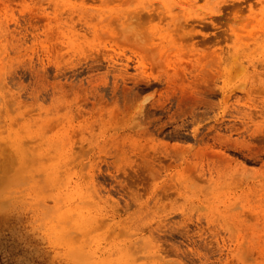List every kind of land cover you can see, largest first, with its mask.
<instances>
[{"label":"rangeland","instance_id":"rangeland-1","mask_svg":"<svg viewBox=\"0 0 264 264\" xmlns=\"http://www.w3.org/2000/svg\"><path fill=\"white\" fill-rule=\"evenodd\" d=\"M262 9L0 0V264H264Z\"/></svg>","mask_w":264,"mask_h":264},{"label":"clouds","instance_id":"clouds-1","mask_svg":"<svg viewBox=\"0 0 264 264\" xmlns=\"http://www.w3.org/2000/svg\"><path fill=\"white\" fill-rule=\"evenodd\" d=\"M66 7H72V5H66ZM262 26H264V21L261 22ZM143 67V66H142ZM222 103V101H221ZM226 105L220 112L217 113L216 119L219 120L221 117L225 115L226 112ZM231 137H228L226 140L216 142L212 145V149H219V152L209 151L207 158L212 161L215 165L222 166L225 171H232V165L236 164L239 167H243L244 162L240 158V153L233 147V143H230ZM235 144H240L238 142H234ZM223 174V173H222ZM203 175V174H202ZM221 181L219 179L211 180V184L214 186L213 190L221 187ZM186 200L189 201L191 204L193 201H198L197 204H193V209L199 207V205H205L210 207L213 211L219 210V205L213 204L209 205L206 204L204 200H201L199 196L196 194L194 195H187L184 194Z\"/></svg>","mask_w":264,"mask_h":264},{"label":"snow or ice","instance_id":"snow-or-ice-1","mask_svg":"<svg viewBox=\"0 0 264 264\" xmlns=\"http://www.w3.org/2000/svg\"><path fill=\"white\" fill-rule=\"evenodd\" d=\"M69 5H72V7H77V6H78V5H76V4H69ZM80 6H82V5H80ZM137 7H143V5L138 4ZM214 7L219 8V4L214 5ZM261 12H262V14H264V9H262ZM218 14H222V13H218ZM220 27H221L222 29H225V28H226V25L221 24ZM150 99H151V96H145V97H142V103H143V104H147V102H148ZM171 128H172V126H169L168 129H165V132L170 131ZM189 131H192V129H189ZM181 135H182V133H181ZM199 191H200V189L198 188V186L192 184V185H190V187H189V193H188V195H189V196L194 195V194H196V193L199 192ZM112 195L115 196L116 193L113 192ZM117 198H118V197H117ZM121 203H123V201H121ZM60 215L63 216L64 213L61 212ZM77 224H79L78 221H77Z\"/></svg>","mask_w":264,"mask_h":264}]
</instances>
